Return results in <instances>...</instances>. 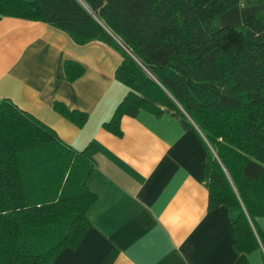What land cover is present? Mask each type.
<instances>
[{"label":"trees","instance_id":"1","mask_svg":"<svg viewBox=\"0 0 264 264\" xmlns=\"http://www.w3.org/2000/svg\"><path fill=\"white\" fill-rule=\"evenodd\" d=\"M253 4L260 8L239 24H217L229 8ZM4 16L116 51L113 78L125 93L101 127L119 137L122 116L177 113L206 151L208 210L227 209L237 253L264 250L253 227L264 218V0H0ZM62 70L68 82L83 71L71 60ZM51 105L79 128L87 121L85 112ZM98 150L94 141L73 148L0 100V264H54L79 244L90 226L95 195L86 181Z\"/></svg>","mask_w":264,"mask_h":264},{"label":"crops","instance_id":"2","mask_svg":"<svg viewBox=\"0 0 264 264\" xmlns=\"http://www.w3.org/2000/svg\"><path fill=\"white\" fill-rule=\"evenodd\" d=\"M259 8L236 5L216 22L239 24ZM64 60L83 69L70 82ZM119 60L101 42L76 45L41 21L0 18V100L29 112L75 149L91 141L99 147L86 181L95 195L87 211L90 226L54 264H263L262 248L235 251L225 207L208 210L206 151L177 113L122 116L119 137L101 127L125 93L113 78ZM52 101L87 113V121L77 127L53 110ZM254 225L264 234L263 217Z\"/></svg>","mask_w":264,"mask_h":264}]
</instances>
